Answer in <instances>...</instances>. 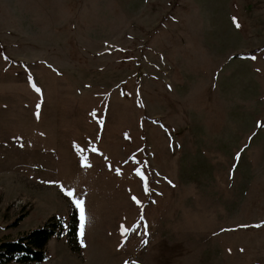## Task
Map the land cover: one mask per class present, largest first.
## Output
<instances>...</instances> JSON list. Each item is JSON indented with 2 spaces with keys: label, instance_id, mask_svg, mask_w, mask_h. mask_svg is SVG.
<instances>
[{
  "label": "rangeland",
  "instance_id": "1",
  "mask_svg": "<svg viewBox=\"0 0 264 264\" xmlns=\"http://www.w3.org/2000/svg\"><path fill=\"white\" fill-rule=\"evenodd\" d=\"M50 218L39 264H264V0H0V242Z\"/></svg>",
  "mask_w": 264,
  "mask_h": 264
},
{
  "label": "trees",
  "instance_id": "2",
  "mask_svg": "<svg viewBox=\"0 0 264 264\" xmlns=\"http://www.w3.org/2000/svg\"><path fill=\"white\" fill-rule=\"evenodd\" d=\"M76 214L73 212L69 238L75 242ZM62 230L61 221L50 218L40 228L33 229L14 240L0 242V264H39L46 260V247L51 238Z\"/></svg>",
  "mask_w": 264,
  "mask_h": 264
},
{
  "label": "snow or ice",
  "instance_id": "3",
  "mask_svg": "<svg viewBox=\"0 0 264 264\" xmlns=\"http://www.w3.org/2000/svg\"><path fill=\"white\" fill-rule=\"evenodd\" d=\"M237 27H239V25H237ZM37 91H39V89H37ZM38 107H39V105H38ZM88 166H90V165H88ZM117 174H119V171H118ZM66 195L69 196V197H72L73 193L72 192H67ZM133 199L135 200L136 198L133 197ZM73 203L78 208L79 213H80V217H79L80 235L83 236V230H84V224H85V215H84V207H83L84 201L81 200V199H77V200L73 201ZM257 227H259V226L257 225ZM126 264H127V262H126Z\"/></svg>",
  "mask_w": 264,
  "mask_h": 264
},
{
  "label": "crops",
  "instance_id": "4",
  "mask_svg": "<svg viewBox=\"0 0 264 264\" xmlns=\"http://www.w3.org/2000/svg\"><path fill=\"white\" fill-rule=\"evenodd\" d=\"M202 225V224H201Z\"/></svg>",
  "mask_w": 264,
  "mask_h": 264
}]
</instances>
